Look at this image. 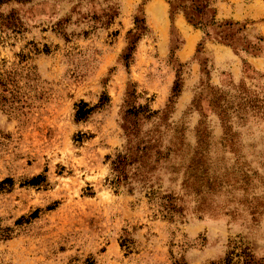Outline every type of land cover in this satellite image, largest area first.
I'll return each mask as SVG.
<instances>
[{
    "label": "rangeland",
    "instance_id": "1",
    "mask_svg": "<svg viewBox=\"0 0 264 264\" xmlns=\"http://www.w3.org/2000/svg\"><path fill=\"white\" fill-rule=\"evenodd\" d=\"M185 3L0 5V264H210L243 248L264 259V119L233 124L234 153L217 116L191 105L207 80L264 90V0H211L208 35L171 12ZM136 18L146 31L125 65ZM81 102L93 110L78 121ZM140 106L156 113L136 121ZM137 129L180 151L115 188L112 159ZM196 152L218 182L204 197L188 188Z\"/></svg>",
    "mask_w": 264,
    "mask_h": 264
},
{
    "label": "trees",
    "instance_id": "2",
    "mask_svg": "<svg viewBox=\"0 0 264 264\" xmlns=\"http://www.w3.org/2000/svg\"><path fill=\"white\" fill-rule=\"evenodd\" d=\"M11 1H28V0H0V5ZM211 0H186L183 5H178L171 11L173 14L182 12L186 21L193 27L200 28L205 35H208L203 21L210 11ZM211 25L217 24L211 18ZM227 27H231L232 24H225ZM146 31L145 23L143 19H135V27L133 30L127 33L128 46L122 59L125 65H128L132 53L135 49V45L138 39ZM207 76V71L203 70ZM201 89L198 94L194 96L192 100V108L198 110L201 113L205 111V108L211 111L219 119L223 131V146L230 148L231 152H237L238 143L236 141V133L233 132V124L243 126L251 119H264V90L256 93L248 89L243 83L234 85L230 83L226 89L212 86L207 81L202 82ZM175 94L180 92L179 83L175 84ZM106 98V97H103ZM103 98L100 100L99 105L104 104ZM99 107V106H96ZM95 108V107H94ZM93 108H89L87 104L80 103L76 111V120L81 121L86 119ZM156 112H152L147 106H140L133 113V117L136 121L148 120ZM203 115V114H202ZM130 130V135L134 136L133 146L127 147L124 153H118L112 159L111 171L113 179L110 184L118 188L129 187L135 182H143L146 179L147 173H149L160 161L168 158L170 153L179 152L180 149L173 150L171 145H166L164 141V133H161L157 129L142 132ZM201 132L200 137H203ZM168 142V141H167ZM207 159L202 153L196 152L191 163L186 166V172L190 173V178L195 180L194 183L188 185V188L193 193L202 194V196H208L212 191L218 188V182L216 179L210 182L208 173ZM201 173L199 176L197 173ZM242 172V170H240ZM243 174H245L243 172ZM199 177V178H198ZM247 178V177H245ZM220 181V180H219ZM246 181L242 183L246 184ZM187 186V181L185 182ZM145 185H143L144 187ZM195 187V191L191 188ZM202 188H206L208 191L201 192ZM164 205L162 209L165 214L178 213L179 209L176 207L175 198L171 196H164ZM125 242L123 241L121 246L123 247ZM210 264H264V259L255 258L253 253L248 248H243L237 251L233 249L230 251L223 260L210 263Z\"/></svg>",
    "mask_w": 264,
    "mask_h": 264
}]
</instances>
